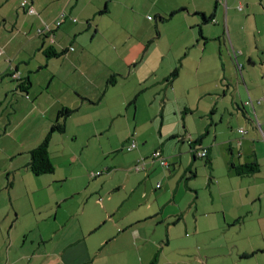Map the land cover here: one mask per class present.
<instances>
[{
    "label": "crops",
    "instance_id": "obj_1",
    "mask_svg": "<svg viewBox=\"0 0 264 264\" xmlns=\"http://www.w3.org/2000/svg\"><path fill=\"white\" fill-rule=\"evenodd\" d=\"M24 1L0 0V264H264V0L263 10L257 0ZM177 18L180 28H199L206 42L179 40L174 56L163 53L161 65L168 63L160 72L158 59L147 55ZM222 29L230 38L219 47L224 73L207 53ZM194 46L198 56L183 60ZM209 65L218 66L212 80L203 72H212ZM131 78L141 89L120 92ZM165 82L169 87L155 92L161 109L153 118H164L167 93L182 82L185 127L162 128L149 154L140 142L155 140L142 127L139 94ZM113 91L120 101L112 107ZM63 107L82 112L83 134L70 132L67 121L66 132L51 139L55 171L35 175L31 150ZM118 119L133 126L128 140H137L136 165L145 167L116 179L102 139ZM83 135L90 139L78 150L72 141ZM171 138L183 143L179 166L178 148L169 150L172 160L165 154ZM85 148L96 149L99 161L78 168ZM203 149L207 156H198ZM157 150L168 158V172L148 160ZM60 158L70 168L56 167ZM252 161L261 167L255 175L232 170Z\"/></svg>",
    "mask_w": 264,
    "mask_h": 264
},
{
    "label": "rangeland",
    "instance_id": "obj_2",
    "mask_svg": "<svg viewBox=\"0 0 264 264\" xmlns=\"http://www.w3.org/2000/svg\"><path fill=\"white\" fill-rule=\"evenodd\" d=\"M257 1H259V0H257ZM206 4L209 7H211L210 1L206 2ZM259 4L261 7L260 10H263V7H262L260 1H259L258 5L256 6V8H259ZM221 8H223V12L225 14L226 8L223 6ZM175 20H176V24H173V29H169V30L162 32V38L161 39L159 38L160 39L159 43H157V45H155V46L153 45L151 51L149 52V55H147L148 58L158 59V63H159L158 67H159L160 72H162L163 67H165L168 63V57H167L166 60H164V63L166 65L165 64H163V66L161 65L162 64L161 59H162V56L164 55L163 53L168 51L169 53H171L170 57L174 56L176 54V52L179 51V49L177 48L179 40H183V41L193 40L195 43H197V39L200 38L202 45L205 44V42H206L204 39V37H206V35L201 34L199 28L193 27V24L191 26L189 25L186 28H180L179 23H178L179 19L177 18ZM157 32L158 31L155 30L156 36H157ZM159 32L161 35L160 30H159ZM196 36H197V38H196ZM220 36H221V38L211 39L208 41L209 49H207V53H208V55H211L213 58L215 56L217 57V59L221 62V64H220L221 71H222V73H224L223 67H222L223 56L221 54V50L219 47L221 46V42L224 43L225 39L229 40L230 38H229V34L227 32L224 36L223 29L220 31ZM259 37H260L259 40L261 41V43H263L264 38H262L260 35H259ZM120 40H122V39L120 38ZM237 40H240L242 44L246 45L244 38L237 39ZM148 41L149 40H146V42H148ZM172 46H173V50L171 51L170 49ZM196 48L197 47H195V46L192 47L191 50L193 53L191 55H189L188 57H185L183 60H186V59L189 60V58L194 59V57H197L198 54H195ZM223 50L225 51V54H228L226 45H224ZM151 53H153V55ZM228 56H230V55H228ZM177 63H178V65L176 67L181 68L180 60L177 59ZM232 63H233V61H232ZM187 64H188V62H187ZM197 66H198V61L196 62V60H193L192 61V67L197 68ZM146 67H147V65H144V64L139 65L140 71L142 69L144 70ZM176 67H175V69H177ZM207 67L209 68V70L212 68V72H209L208 70L203 71V72L208 75L207 76L208 80H212V79H214L213 68L218 69V66L217 65H215V66L209 65ZM233 67H234L235 72H236V67H235L234 63H233ZM202 69H204V67ZM193 73H196V71L194 70ZM141 75H142V73H141ZM191 76H193V75H191ZM131 79H133V78H131ZM209 82L210 81H208V85H209ZM183 83H184V85L185 84L188 85L191 82L185 80V82H183ZM120 84L122 87V88H119L120 92H122L123 90H130V88H132L133 91L135 89L140 88V86L137 84V82L134 79H133V81H131L130 79L122 81ZM162 85L157 86L156 89L152 88L148 91H145V92L139 94L138 103H139V105H141V111H140L139 118L142 117V121L144 120L142 127L146 130V132L151 131V133L154 136L153 140H155V141H153V143H150V144H147V143L145 144V142H140V144H141L140 147H145V148L147 147L149 154L151 153L152 149H155V147H156L154 143H158V141L161 140V139H159V137H160L159 132H161L160 130L162 128H163V132L166 133L168 130H170V128H177L178 125H179V127H182V130H184V127H185L184 120H185V115H186L185 114L186 106H185V104H183V103H185L183 98H185L186 92H183L184 90L181 87L182 82L175 83V88L170 89V91L167 93V98L169 97V101L167 103V108H166V113H165L164 118L160 115L157 116L156 119L153 118L155 116V114L158 112V110L161 109V107H160L161 102L159 101L160 98H159V100H156V98L154 97L155 92L158 89H161L163 87L165 89L167 87H169L166 82ZM243 91H245V90L243 89ZM113 92L114 93L111 92V94L109 95L110 96V104L112 107L115 105H119V101H120L118 98L117 91H113ZM105 115H108L107 111L105 112ZM81 116H82V112H78V113L74 112L67 118L66 122L68 121V127H69L70 132L73 133L75 131H80V133L83 134L82 126L79 125V122H81V118H82ZM197 118L198 117H196V119ZM162 119H164V126H162V121H163ZM188 120H189V125H190L191 129H195L196 121H195V123H193L194 121L192 118H189ZM107 127H110V128L106 132L105 137L102 136V137H104L102 140L105 144V147L108 148L109 150H111V153L109 154L108 160L105 162L106 163L108 162L110 167L113 170H115V178L117 179V178L122 177V175L124 176L125 171H128L130 169L135 171L137 169V165H136L137 158L135 157V154L138 152V149H135L134 151H131V152L127 151V149H126V146L129 145V143H131L133 140H136L135 138L128 140V137L131 134L130 132L133 131L134 128H133V126L132 127L129 126L126 123L125 119H118L115 123H112L111 126L109 124ZM56 134H58V133H56ZM156 138H158V141H156ZM88 139H90V138L84 137V135H83L78 140V142L77 141H72V142L75 143L77 149L79 150L81 147H83V145H87ZM55 141H56V139H55ZM94 141H96V140H94ZM182 145H183V143H179L178 141H176L172 138L170 140L165 141V152H166L165 154L168 156L169 160L173 159L172 155L169 154V150L172 151L173 147L178 148V150H176V152H175L176 156L174 157L178 161L177 166L180 165V160H181L180 157L183 154V153L180 154L181 150H179V148ZM188 148H189V144L187 143L183 147L184 153L186 150H188ZM155 153L156 152H154L153 155L148 158V160H150L152 162L153 156ZM83 154L85 156V163H83L82 165L80 163H78V165H79V166H77L78 168L79 167H81V168H87L88 167L89 168V167H92L93 165L97 164V162L99 161V154H98L96 149L89 150V148H85V151ZM184 155L185 156L183 158V161H184L185 165L191 163L192 158H191V155L189 153V150H188L187 154H184ZM65 159H66V157H65ZM56 161H58L56 163H59V164H56L57 165L56 167H58L59 169L65 170V169L70 168L64 162V158H60L59 160H56ZM156 162L158 163V165H160V164L162 165L161 160L158 159ZM197 163L202 164V163H204V160L199 159ZM221 163H222V160L216 161V165H217L216 171L220 170L218 168V165ZM163 167L164 166L162 165L161 166L162 170L165 169ZM194 169H196V167H194ZM201 169H199V171L202 174ZM165 171L168 172L166 169H165ZM57 175H58V173H57ZM197 180L198 179H196V181ZM183 183H184V181H183ZM132 184H134V182ZM183 186H184V184H183Z\"/></svg>",
    "mask_w": 264,
    "mask_h": 264
},
{
    "label": "trees",
    "instance_id": "obj_3",
    "mask_svg": "<svg viewBox=\"0 0 264 264\" xmlns=\"http://www.w3.org/2000/svg\"><path fill=\"white\" fill-rule=\"evenodd\" d=\"M74 20L77 21V18L76 19L74 18ZM204 21H207V19L205 18ZM47 53L49 56H54V57L58 56V53L55 51H52V50H49ZM63 53H66V51L64 50L62 52V54ZM178 71H179L178 68L174 69L172 71V73L170 74L168 81H172V79L177 76ZM114 81H115V79L113 77L111 79V82H114ZM25 85L29 86L30 82L28 81L26 84H23L22 85L23 89H25V87H24ZM133 102L135 103V100H133ZM74 112H75V110H73V109H70L68 107H63L59 111L58 116L55 119V121L53 122L45 140L41 144H39L37 147H35L33 150H31L30 162L28 164V167L30 168V170L35 175L40 176V175H45V174H51L55 171L52 153L50 150L51 139L55 133L63 134L66 132V120ZM200 140H198L196 142L198 143ZM191 143L193 144V142H191ZM130 144L126 146L127 151H129L128 147L130 146ZM137 147H138V145H137ZM134 150H131V151H134ZM131 151H129V152H131ZM156 152L162 153L161 150H157ZM153 159H157L155 157V154L153 156ZM169 165L170 164H168V166H165V167H169ZM139 166L142 167L143 164H140L137 167H139ZM143 167H145V165ZM231 167H232V170L235 172V174L237 176H241V177L255 175V174L259 173L261 170L260 164L257 161H252V162H248L245 164L233 163Z\"/></svg>",
    "mask_w": 264,
    "mask_h": 264
},
{
    "label": "built area",
    "instance_id": "obj_4",
    "mask_svg": "<svg viewBox=\"0 0 264 264\" xmlns=\"http://www.w3.org/2000/svg\"><path fill=\"white\" fill-rule=\"evenodd\" d=\"M220 1H222V3H224V4H225V2H226V0H220ZM26 2H27V0L24 1V3H23L24 6L26 5ZM240 8H242V6H241ZM30 11H31V12H35L34 8H31ZM59 24H60V22H58V25H59ZM13 77H14V78H18L19 76H18L17 73H14V74H13ZM240 132H241V133H245V130L242 128V129H240ZM262 134H263V137H264V131H262ZM137 145H138L137 141H136V140H133V141L131 142L130 146L128 147V150H129V151L134 150L135 148H137ZM197 154H198V156H200V157H206L207 154H208V150H207V149H203V150L197 152ZM155 157H156L157 159L161 160L162 165H164V166H168V164H169V162H168V158L164 157V156L162 155V153H160V152H156V153H155ZM137 169H138V167H137ZM159 187H160V184H159Z\"/></svg>",
    "mask_w": 264,
    "mask_h": 264
}]
</instances>
